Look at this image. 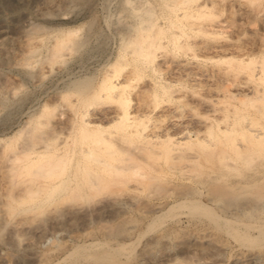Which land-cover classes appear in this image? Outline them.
<instances>
[{
  "label": "rangeland",
  "instance_id": "374dc122",
  "mask_svg": "<svg viewBox=\"0 0 264 264\" xmlns=\"http://www.w3.org/2000/svg\"><path fill=\"white\" fill-rule=\"evenodd\" d=\"M211 1L218 5L204 24L227 28L201 34L182 69L171 59L159 61L163 83L181 90L183 102L157 112L143 106L152 81L123 72L134 113L166 115L167 125H205L234 106L253 109L240 100L251 98L258 82L232 56L264 48V27L252 25L264 0ZM118 2L0 0V264H264V151L249 165L229 162L217 181H208L207 173L219 167L210 159L183 177L178 167L162 174L145 169L146 178L127 175V183L105 184L89 196L28 199L30 189L47 182L22 170L15 154L59 130L73 126L75 134L73 105L87 100L108 68L124 65L117 61L123 27L111 15ZM70 30L79 31L78 46L51 59L55 41ZM175 108L182 115L177 122L170 114ZM74 139L88 141L84 134ZM242 180L254 187H236Z\"/></svg>",
  "mask_w": 264,
  "mask_h": 264
},
{
  "label": "bare ground",
  "instance_id": "6f19581e",
  "mask_svg": "<svg viewBox=\"0 0 264 264\" xmlns=\"http://www.w3.org/2000/svg\"><path fill=\"white\" fill-rule=\"evenodd\" d=\"M121 1L120 6L119 2L114 4L111 15L120 20L123 27L117 54V61L124 64L122 68L118 70L116 63L108 68L99 86L87 94V100L82 98L79 105H73L75 115L72 122L79 129L75 134L73 126L66 131H56L44 136L39 147L32 144L24 146L14 156L16 162L22 163V170L47 182L30 189L29 200L44 194L59 199L75 192L89 196L90 192L98 191L105 184L127 183V175L134 180L146 178L145 169L162 174L167 169L179 168L182 176V172H189L188 168L198 171L201 163L210 159L217 161L219 167L207 173L209 180L206 181H217L223 169L232 167L229 162L249 165L260 151H264V88L260 87L264 84V48L259 51L251 48L242 55L232 56L250 79L258 82L252 88V97L244 95L240 100L241 104L249 103L253 109L246 111L234 106L222 117H214L205 125H182L175 123L182 117L177 115L175 108L176 111L170 112L175 124L167 125L166 115L152 119L134 113L129 84L121 81V74L128 72L152 81L150 101H144L143 106L151 104L156 112L164 106H177L183 102L178 96L181 90L163 83L159 61L171 59V64L178 68L186 67L187 62L182 58L193 55L199 48L197 38L201 34L216 35L219 33L217 28L227 26L224 23L217 26L204 24L218 5L211 0ZM37 11L44 13L41 7ZM124 18H129V21L126 19L124 22ZM252 25L264 27V11L258 13ZM119 28L115 29L116 32ZM4 33L5 30L0 28V36ZM78 33L70 30L63 38L57 39L51 59L63 57L64 50L78 46L77 36L75 40L73 38ZM214 49L219 52L227 50ZM110 107L113 109H108ZM96 120L105 121L108 125ZM176 127L180 131L173 135ZM81 134L88 141L75 142L74 138ZM259 166L264 169V163ZM236 187L251 189L254 186L242 180ZM12 209L15 210L14 207ZM242 215L248 216L246 212ZM121 248H125V244L120 245ZM100 257L94 258L99 261Z\"/></svg>",
  "mask_w": 264,
  "mask_h": 264
}]
</instances>
